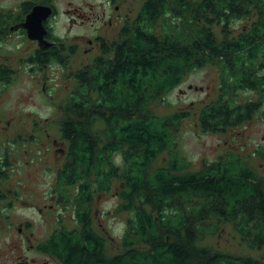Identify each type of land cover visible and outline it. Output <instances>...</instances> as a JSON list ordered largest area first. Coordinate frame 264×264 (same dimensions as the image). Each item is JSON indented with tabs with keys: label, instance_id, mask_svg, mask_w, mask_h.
Listing matches in <instances>:
<instances>
[{
	"label": "trees",
	"instance_id": "obj_1",
	"mask_svg": "<svg viewBox=\"0 0 264 264\" xmlns=\"http://www.w3.org/2000/svg\"><path fill=\"white\" fill-rule=\"evenodd\" d=\"M169 9L176 23L157 32V18ZM225 12L239 17L258 12L264 26V0H149L127 37L76 71L75 89L59 121L68 147L54 190L59 204L73 209L75 223L55 229L39 243L41 251L62 264H264V176L233 152L193 168L179 145L188 112L159 115L151 108L165 103L190 68L204 65V46L194 43L216 41L204 24ZM250 37L239 45L248 51L222 66L230 65L224 94L245 73L244 57L254 55L256 38ZM211 57L217 61L219 54ZM13 76L0 63V85ZM222 104L228 103L217 101L203 110L202 130L225 131L235 123L236 113L219 108ZM2 148L0 139V181H8L10 156ZM109 188L118 199L115 215L127 214L121 248L112 255L106 235L94 227L95 195ZM227 224L239 244L260 254L203 245Z\"/></svg>",
	"mask_w": 264,
	"mask_h": 264
},
{
	"label": "rangeland",
	"instance_id": "obj_2",
	"mask_svg": "<svg viewBox=\"0 0 264 264\" xmlns=\"http://www.w3.org/2000/svg\"><path fill=\"white\" fill-rule=\"evenodd\" d=\"M28 1L30 0H0V10H8L14 17L19 5ZM53 1L59 9L56 34L62 38H72V41H66L67 44H74L76 49L78 45L79 48V54L71 57L74 59L72 64H62L64 68L57 64L32 65L28 61V54L30 47H34L27 39L14 36L15 39L11 37L8 42L9 48H17L19 51L12 60V81L0 85V139L3 151L10 156V178L6 182L0 181V264H19L25 258H34V264H62L58 259L42 254L30 245L46 240L62 224L72 228L75 223L72 208L63 209L62 218L60 204L50 209L54 174L66 156L55 151L57 146L53 145V141H58V147H68L67 142L62 139L59 121L64 115L62 109L69 104L68 100L75 89L71 73L92 62L100 54V50L96 47L90 55H85V42L75 43L73 39L75 35L91 36L98 26L101 27L103 36L115 39L126 20L133 22L142 5L149 0H122L117 3L120 6L118 12L110 5V0ZM192 1L197 3L199 0ZM74 8H79L80 11L68 12ZM185 17L190 18L191 13ZM72 19L75 21L72 22ZM175 23L174 17L162 15L157 21L156 30L162 32ZM243 25L244 23L240 24V27ZM216 77L214 69L188 76L166 98L165 103H155L151 107L152 111L159 115H169L175 111L188 112L191 102L202 101L208 96L206 90L188 89V86L209 84L213 88ZM210 91L212 95L213 89ZM187 115L188 119L180 131L179 145L182 154L192 161L193 168L200 167L204 159L212 161L230 151L248 160L264 176V154L256 156L253 149L264 135V121L256 120L247 126H240L238 132L226 135L209 134L195 127V109ZM35 123H40L41 127ZM41 140H45V143ZM117 203V196L113 193L112 196L103 197L95 207L98 213L94 227L106 235L110 255L116 254L121 248L120 241L127 218L126 213L115 215ZM40 209L43 212H39ZM29 222L30 228L23 225ZM20 227L24 229L22 233L19 232ZM28 237L32 240L28 241ZM203 241V245H211L222 252H241L255 256L260 254L250 252L239 244L240 237L229 224L218 235ZM263 254L262 251L261 255Z\"/></svg>",
	"mask_w": 264,
	"mask_h": 264
},
{
	"label": "flooded vegetation",
	"instance_id": "obj_3",
	"mask_svg": "<svg viewBox=\"0 0 264 264\" xmlns=\"http://www.w3.org/2000/svg\"><path fill=\"white\" fill-rule=\"evenodd\" d=\"M121 1L122 0H110V5H112V7H115V12H118L120 6L117 3ZM157 1H161V0H157ZM146 3L142 5L139 13L136 16V19L133 22H129L128 20H126L125 24L119 30L115 39H108L105 36H103L102 29L100 26H98L95 28L93 32V34H95L94 36H92L93 34L91 36L75 35L74 36L75 38L73 39L74 42L75 43L85 42V48L83 49V54L85 55H90L89 53L92 52V50L96 47L100 50L99 55H101L104 47H108L109 49H111L115 43L119 42L121 39L128 36L130 31H132L139 22V19L141 17V10ZM160 3L162 4V2ZM160 3H158V8L161 5ZM37 5L50 7L52 12L42 20V26L44 27V32L42 33V35L40 37L38 35L37 36L34 35L32 37L30 34V29L32 30L33 26H28V25L26 26L24 25V23L27 20V15L31 13L34 7H36ZM182 8L183 7H181L180 9ZM78 11H80L79 8L68 10V12H72V13L73 12L77 13ZM204 12H206V9L204 10ZM186 13L187 14L190 13L188 7H186ZM166 14H167L166 16L171 15L172 10L171 9L167 10ZM225 14L226 15H224L221 19H214V17H210L212 20V24H207V23L204 24L205 29L213 30L217 40L211 41L209 39H206L205 41L194 43L195 45L204 46L202 52L205 55L204 58L206 59V61L203 66L201 67L194 66L190 68V70L186 73V77L188 78V76H191L197 72L205 71L208 69L211 70L214 69L217 76L213 88L209 84H207V86H200V87L194 86L193 84H190L188 86V89L206 90L208 92V96H206L202 101H198L196 103L191 102V106L189 107L191 110L195 109V114H196L195 127L197 129H201L200 118L202 116L203 110L205 108H212L213 107L212 104L214 105V102L218 101V103H228L227 105L222 104L221 106H219V108H228L232 110L234 113H236L235 123L234 121H232L231 122L232 124L230 123V125L227 126L225 131L213 132V131H204L201 129L203 132L209 134L226 135L228 133L238 132V128L240 126L243 125L247 126L256 120L264 121V33L262 34L259 32L260 28L264 29V26L261 24L262 18L260 17V15H258V12H255L253 16H249V17H239L236 15H231L228 12H225ZM58 18H59V9L57 8V5L54 3L53 0H30L28 2H23L19 5L18 12L14 17H12V15L8 10H0V63L6 64L8 67H10L11 70L14 71V68L12 67V60L19 50L17 48L16 49L9 48L10 43L8 42L11 37L15 39L14 36L16 37L20 36L23 37L24 39H27V41H29L34 47V48L30 47V52L28 54L29 55L28 61L32 65L42 64L45 66H50L53 64H57L64 68L63 65L72 64L74 59L72 60L71 57L73 55L77 56L79 54V48L78 45H76L77 47L76 49L74 44H67L66 41L69 39L72 41V38L69 39L62 38L61 36H58L56 34L55 31L59 22ZM98 18H100V16H98ZM159 18L160 17L157 18L156 24ZM95 20L98 19L95 18ZM71 21L73 22L75 21V19H72ZM105 23L106 20H104V24ZM110 23H112L111 19H110ZM243 23L244 25L240 27V24ZM249 33L251 35H249ZM248 37L256 38V40L252 44V45H257V47L255 46V49H253L254 55L249 59L247 57H244L243 60L245 62L244 65L245 73L243 74L242 77H238L235 81H233V83L231 84L233 88L230 90V93L228 91L226 92V94H224V87L227 85L224 84L223 79L229 76L230 65H228L226 69H222V66L224 64H228L229 60L232 57H234L232 55L236 56L240 53H246L248 51V48H245L243 50L239 49L240 42L244 41L246 43L249 40L247 39ZM242 38L243 40H241ZM212 44L217 45L216 50L211 48ZM112 53L113 52L110 51L109 53H107V55H111ZM216 54H219L218 60L217 61L211 60L212 58L211 56ZM218 61L219 64L217 63ZM80 68H78V70ZM71 75L72 78L75 80L76 71H73ZM45 85L46 84H44V88ZM211 89H213L212 95L210 91ZM221 96H223V98ZM190 109L189 111H191ZM39 125L40 123H38V125L36 124V126ZM48 137L49 135L47 133V138ZM41 142L44 144L45 140H41ZM53 145L57 146L55 148L56 152H61L62 154L67 153V147L66 148L58 147L57 140L53 141ZM253 149H254V155L256 156L260 153L264 154V135L261 138V142H257L253 146ZM227 152L230 151H226V153ZM57 179H58V175L56 171V173L54 174L53 191L57 188ZM4 182H6V180ZM112 195H113V190L111 188H109V190L105 191V193L103 194L95 195L96 206L98 205V201H100L103 197L112 196ZM59 199L60 198L58 193L53 192L52 195L50 196V200L52 201L50 209L51 208L54 209V205H59ZM61 208L62 209L60 215L64 214L62 212L63 209L66 210V208L62 206ZM39 212H43V210L40 209ZM95 213L96 216L98 213L97 209H95ZM23 225L30 228L31 223L30 222L27 224L24 223ZM23 230H24L23 227L19 228L20 233H22ZM31 235H33V233H31ZM31 240L32 239L28 237V241ZM38 245L39 243L36 245L31 244L30 247L31 248L36 247V249L40 253L49 255L48 253L41 251L38 248ZM49 256L52 257L51 255ZM35 261L36 260L34 258H32L31 260L25 258L23 262H19V264H34Z\"/></svg>",
	"mask_w": 264,
	"mask_h": 264
},
{
	"label": "water",
	"instance_id": "obj_4",
	"mask_svg": "<svg viewBox=\"0 0 264 264\" xmlns=\"http://www.w3.org/2000/svg\"><path fill=\"white\" fill-rule=\"evenodd\" d=\"M52 10L50 7H45L37 5L34 7L31 13L27 15V20L24 25L33 26L32 30L30 29V34L33 37L38 35L39 37L44 32V27L42 26V20L51 14Z\"/></svg>",
	"mask_w": 264,
	"mask_h": 264
}]
</instances>
